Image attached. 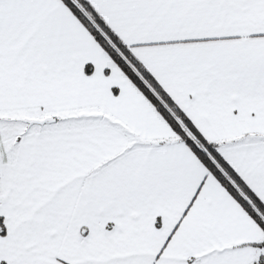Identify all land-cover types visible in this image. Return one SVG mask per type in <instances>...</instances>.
I'll return each mask as SVG.
<instances>
[{
	"label": "snow or ice",
	"instance_id": "6c2138e0",
	"mask_svg": "<svg viewBox=\"0 0 264 264\" xmlns=\"http://www.w3.org/2000/svg\"><path fill=\"white\" fill-rule=\"evenodd\" d=\"M0 264H264V0H0Z\"/></svg>",
	"mask_w": 264,
	"mask_h": 264
}]
</instances>
